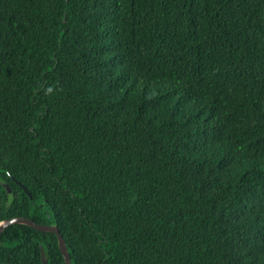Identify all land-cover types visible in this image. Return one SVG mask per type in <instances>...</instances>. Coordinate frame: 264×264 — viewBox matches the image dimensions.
<instances>
[{"label":"trees","instance_id":"obj_1","mask_svg":"<svg viewBox=\"0 0 264 264\" xmlns=\"http://www.w3.org/2000/svg\"><path fill=\"white\" fill-rule=\"evenodd\" d=\"M17 218L58 226L75 264H264V0H0ZM42 248L66 264L12 226L0 264Z\"/></svg>","mask_w":264,"mask_h":264},{"label":"water","instance_id":"obj_2","mask_svg":"<svg viewBox=\"0 0 264 264\" xmlns=\"http://www.w3.org/2000/svg\"><path fill=\"white\" fill-rule=\"evenodd\" d=\"M14 182L24 190V192L32 199V195L30 191L20 182L15 181ZM6 189L11 194L12 189L9 186H6ZM12 226H26L29 227L37 232L43 233V234H53L56 235L59 241V248L61 251V254H63L66 264H75L73 260V255L71 253L70 248L67 245V242L63 238V236L60 233V230L58 226H43L38 225L34 221L26 219V218H17L13 220H8L5 222L0 223V235H2L8 228ZM42 264H49V258L46 255L44 249L42 248Z\"/></svg>","mask_w":264,"mask_h":264},{"label":"flooded vegetation","instance_id":"obj_3","mask_svg":"<svg viewBox=\"0 0 264 264\" xmlns=\"http://www.w3.org/2000/svg\"><path fill=\"white\" fill-rule=\"evenodd\" d=\"M5 188H6V186H8V185H3ZM9 193V192H8ZM10 194V193H9ZM10 195H13V190H12V193L10 194Z\"/></svg>","mask_w":264,"mask_h":264}]
</instances>
